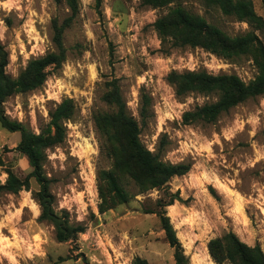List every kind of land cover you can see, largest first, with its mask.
I'll return each mask as SVG.
<instances>
[{
	"label": "rangeland",
	"instance_id": "1",
	"mask_svg": "<svg viewBox=\"0 0 264 264\" xmlns=\"http://www.w3.org/2000/svg\"><path fill=\"white\" fill-rule=\"evenodd\" d=\"M250 1L264 18L261 0ZM183 6L229 36L251 30L199 0ZM167 10L144 6L141 0H77V13L63 33L64 62L48 70L40 87L3 102L10 120L35 133L63 98L75 103L76 113L65 123L66 137L47 149L43 172L56 210H66L70 221L86 229L74 241L58 242L53 226L37 219L40 209L31 192L38 185L31 178L29 190L0 197V264H132L136 256L149 264H175L158 214L144 209L156 210V199L167 198L166 190L178 192L182 200L165 206V212L190 264H216L207 243L229 231L248 245L258 243L264 252V95L237 104L213 123L185 125L183 112L216 101L217 94L179 97L167 79L171 71L206 70L248 82L257 74L254 61L250 55L226 60L200 47L165 48L166 53L152 23ZM70 14L67 0H0V42L9 55L6 73L16 77L31 58L53 51L51 21L61 23ZM256 34L264 43V29ZM114 78L127 112L140 124L141 142L154 151L165 136L162 159L188 162L190 169L173 177L166 190L136 193L100 214L96 173L108 169L111 160L99 149L93 117L111 110L102 95L105 82ZM142 91L150 96L152 110L144 124L138 115ZM19 139V132L0 124V182L7 169L20 176L31 170L16 150ZM124 186L136 192L127 180Z\"/></svg>",
	"mask_w": 264,
	"mask_h": 264
},
{
	"label": "trees",
	"instance_id": "2",
	"mask_svg": "<svg viewBox=\"0 0 264 264\" xmlns=\"http://www.w3.org/2000/svg\"><path fill=\"white\" fill-rule=\"evenodd\" d=\"M189 0H141V4L150 8L168 6L167 12L152 23L162 45L161 50L171 47H200L220 58L232 60L241 55H250L257 69L254 79L244 82L235 74H212L206 70L171 71L168 81L174 87L176 96L189 93L217 94L211 103L195 106L183 112L182 123H213L218 117L237 104L256 96L264 95V43L256 30L264 29V18L257 15L250 0H199L207 7H217L224 15L246 22L251 30L229 36L220 28L208 23L204 17L189 11L183 2ZM264 5V0H261ZM70 16L61 23L56 18L51 21V40L55 47L44 55L31 58L26 67L16 76L6 73L8 51L0 42V124L10 132H19L20 139L16 150L24 154L30 172L20 176L11 169L6 170V179L0 182V197L17 194L30 189V179L38 185L32 198L38 204V221H45L54 228L58 242L74 241L86 226L72 222L66 210H56L54 196L49 189V179L43 172L46 151L61 144L67 133L65 123L76 113V105L71 98H63L48 112L49 120L39 133L31 131L21 122L10 120L4 113L3 102L10 96L25 93L40 87L50 68L60 67L66 59L63 45L64 29L68 27L77 13V0H67ZM106 91L102 100L111 108L94 114L93 123L99 138V149L111 160L108 169H98L96 173L97 210L100 214L127 202L133 195L149 190H166L175 176H181L190 169V163H172L162 159L168 143L161 136L154 151L149 150L140 140V124L127 112L117 79L105 82ZM138 115L141 124L152 116L151 98L142 91L139 99ZM136 188L132 193L124 181ZM167 198L156 199V210L144 208L147 213L155 212L160 218L161 228L170 247L173 248L175 264H190L188 256L179 241L176 231L166 215L165 206L175 200L182 201L178 192L166 190ZM210 257L216 264H264V252L258 243L248 245L232 231L220 237L211 238L207 243ZM69 257H59V261ZM132 264H149L146 259L134 257Z\"/></svg>",
	"mask_w": 264,
	"mask_h": 264
},
{
	"label": "bare ground",
	"instance_id": "3",
	"mask_svg": "<svg viewBox=\"0 0 264 264\" xmlns=\"http://www.w3.org/2000/svg\"><path fill=\"white\" fill-rule=\"evenodd\" d=\"M204 253V252H203Z\"/></svg>",
	"mask_w": 264,
	"mask_h": 264
}]
</instances>
